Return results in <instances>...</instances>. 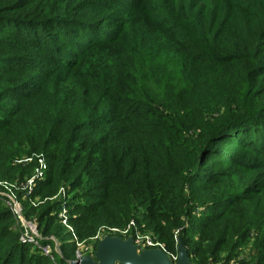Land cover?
I'll return each instance as SVG.
<instances>
[{"label": "trees", "instance_id": "1", "mask_svg": "<svg viewBox=\"0 0 264 264\" xmlns=\"http://www.w3.org/2000/svg\"><path fill=\"white\" fill-rule=\"evenodd\" d=\"M62 8L58 0H0V31L34 53L13 55L0 38V183L19 187L24 210L43 202L33 210L40 246L55 238L60 249L55 262L36 247L29 252L0 203V264H70L76 242L130 224V235L149 233L166 254L176 255L179 238L192 264H229L247 240L264 264V103L231 102L211 124L209 100L186 90L159 112L138 95L136 78L166 50L180 54V79L222 64L246 83L262 78L264 0H82ZM12 63L14 72L6 70ZM26 67L47 79L28 87ZM9 89H21L14 109ZM234 147L247 155L233 157ZM38 156L45 174L32 179ZM61 209L72 234L57 218Z\"/></svg>", "mask_w": 264, "mask_h": 264}, {"label": "rangeland", "instance_id": "2", "mask_svg": "<svg viewBox=\"0 0 264 264\" xmlns=\"http://www.w3.org/2000/svg\"><path fill=\"white\" fill-rule=\"evenodd\" d=\"M82 0H58L59 5H62L63 8H65L66 11L68 10H75L77 9L78 3H80ZM62 8V9H63ZM74 8V9H73ZM115 9V7H114ZM139 28H145V25L143 23H138ZM5 31H0V38L4 40V42H7L11 45L12 54L13 55H21L22 53L29 52V55L33 57L34 53H30V49H27L29 47L26 46V44L22 42H18L16 38V35L13 33H8V31L5 34ZM173 39L179 40L177 35L173 34ZM17 42V44L15 43ZM186 42H189L186 40ZM1 43V42H0ZM41 54V53H39ZM163 60L161 62H156L153 60L151 62L150 68L147 66H143L141 68L136 69V78L137 82H142L143 87H140L138 91V95L141 96H149L155 100V104H152V107H154V110H157L159 112H163L162 105L163 102L167 100H178L177 96H188L186 95V90L191 91L193 94L197 95L198 100H201L203 102L209 100L208 102V108L210 105L214 107V111L207 114L206 119L211 124H216L215 119H219L221 116L223 108H228L231 105V102H245L248 104L250 108H255L254 104L258 103H264V76L262 78H252L249 82H244L242 79L235 74L234 68L232 66H229L227 64H222L213 68L203 69L201 70H194L186 71L187 78L182 75L180 79V54L174 50H166V53L163 55ZM42 58H48V56H43ZM45 61L43 60V64ZM13 64V63H12ZM145 64V63H144ZM11 68L14 67L13 65H10ZM3 67H6V65H3ZM42 68H39L37 70H34L32 67H26V71L24 74L26 82L29 84L28 87L33 85L34 83L38 82L40 78L47 79L46 76H41L40 73ZM188 69V68H187ZM8 71H13L12 69H6ZM4 72L0 71V76H3ZM152 72L151 80L149 79L148 73ZM8 78L15 81V77L12 74ZM180 80V82H179ZM213 88V89H211ZM21 89L11 91L9 89L8 92L11 95L10 100L7 102V105L9 108H15L17 106H20L19 103L15 100V94L19 92ZM248 90V92H247ZM240 93L239 97H236V93ZM248 96V97H247ZM234 98V99H233ZM222 103L224 106H222ZM132 106V105H131ZM140 106V105H139ZM138 105H135L132 107L134 110H143L142 108H139ZM131 108V109H132ZM148 107H144L146 109ZM240 110V109H237ZM145 111V110H144ZM240 112V111H238ZM241 113V112H240ZM239 114V113H237ZM5 119L4 117V111L0 110V120ZM215 118V119H214ZM214 119V120H213ZM192 132V131H191ZM189 134H192L189 132ZM246 151H243L241 148H233L232 155L235 156H243L245 157ZM24 159V158H23ZM31 159L26 158L23 161L28 162ZM38 164L35 167V169L32 171V179H39L43 178L42 175L45 174L44 170V161L41 156L37 157ZM42 169V171H40ZM27 186V187H26ZM0 188H3L2 193H0V203L4 204L6 207L10 208L13 215V221L11 228L16 230L17 235L19 237V240L21 242H25L29 247V252H34L33 242H29L30 239L34 240H41L42 238L39 235V225L37 224L36 220L34 219L35 215L34 210L35 208H38L41 204H43L42 201H38L37 203H29L33 210H24L22 208V205L20 202L16 199L14 191L18 189L19 187L14 183H0ZM27 190L31 188V181L27 180L26 185L24 186ZM25 189V190H26ZM24 190V189H23ZM29 191V190H28ZM27 191V192H28ZM60 196H62V192H58ZM57 194V195H58ZM39 212V210H37ZM57 218L59 219V222L61 226L70 234L73 233V229L70 227H67L66 223H64L66 218V212L64 209H61L60 212L57 211ZM134 230L132 227V224H130V227L128 226L125 229H109V228H101L96 236L84 243H77L76 238L72 237L76 243V254L74 261L77 260L79 257H91L94 256V245L102 240L105 237H115V238H121L123 240H126L128 238H132L133 243L138 246L140 251L147 250V249H159L158 243H154L153 237L149 233L139 234L137 233L135 236L130 235V231ZM66 232V234H67ZM129 235V236H128ZM126 236V237H125ZM53 244L48 249L47 253H49L47 256L43 254L44 256L48 257L50 261L55 262L57 260V256L59 255L60 249H59V242L55 238H51ZM28 252V253H29ZM188 255V252H187ZM167 256L171 259L173 264H176L177 260V253L176 255L167 254ZM237 258L230 262L229 264H234V262L242 261L247 264H256L257 262V251L254 250L253 242L252 240L245 241L238 251L236 252ZM190 260V258H189Z\"/></svg>", "mask_w": 264, "mask_h": 264}, {"label": "water", "instance_id": "3", "mask_svg": "<svg viewBox=\"0 0 264 264\" xmlns=\"http://www.w3.org/2000/svg\"><path fill=\"white\" fill-rule=\"evenodd\" d=\"M176 240V264H192L179 238ZM70 264H173V262L161 249L140 251L132 238L123 240L105 237L98 242L93 258L79 257Z\"/></svg>", "mask_w": 264, "mask_h": 264}, {"label": "built area", "instance_id": "4", "mask_svg": "<svg viewBox=\"0 0 264 264\" xmlns=\"http://www.w3.org/2000/svg\"><path fill=\"white\" fill-rule=\"evenodd\" d=\"M41 241H42V240H34V239H30V240H29V242H33V247L38 248V249L40 250V252H42L43 254H45V255L47 256V255L49 254V253H47V251H48V249H49L50 247H48V246H45V247L40 246ZM158 247H159V245H158ZM159 249L162 250L161 247H159ZM162 251H163V250H162Z\"/></svg>", "mask_w": 264, "mask_h": 264}]
</instances>
